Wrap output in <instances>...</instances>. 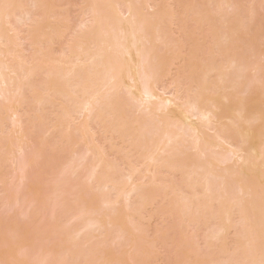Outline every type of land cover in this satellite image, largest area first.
Returning <instances> with one entry per match:
<instances>
[{
    "label": "bare ground",
    "instance_id": "obj_1",
    "mask_svg": "<svg viewBox=\"0 0 264 264\" xmlns=\"http://www.w3.org/2000/svg\"><path fill=\"white\" fill-rule=\"evenodd\" d=\"M14 1H16L17 12H18V10L25 8L26 2H22V0H9V3L14 2ZM44 1H48V0H34L33 4H34V6H40V4L43 3ZM176 1L178 2V6H180V1L179 0H176ZM261 1H263L262 5L264 6V0H260V3H261ZM6 6H7V8H5ZM6 6L3 7V10L0 13V29L3 28V30H4L3 26L8 24V27L10 28L9 32H12L14 34H12V36H9V35H6L4 31L0 30V56H1L2 62L4 61L3 58H5V55L10 56L11 54H14L16 52L15 50L18 48L17 47V45H18L17 41L20 40L19 36H20V38H22L21 40L24 39V37H21V35L19 34V27L18 26H20V23L17 26L16 22H14V26H13L12 20H14V18H16V16H14V13H16V10H15V12H11L10 9L8 8V6L10 7V4L7 3ZM139 6H145V7L147 6L148 9H151L153 12L148 13V14H142L138 10ZM256 7H257L256 4L254 5V7H251L249 4L246 5V1H244V0H208V5L206 6L205 10H200L198 13L196 12L197 16L195 13L194 17H197L195 21L199 27H201V28L206 27L209 30V35L212 38L213 44L211 46H209L210 49H209V52L207 53L205 48H203L204 42L207 41V36L202 37V36H200L201 34L199 36H196L193 39V47H192V50L190 52V54H191L190 59L188 60V63L186 65H183V67L186 71V74H187L184 77V79L187 83V86L183 87L181 85V81L178 80L174 84H172V86L164 88L165 90H162V92H160L158 90L160 79L162 77H169L170 76L172 65L174 64V62L176 60H179L181 58L179 50L181 49L182 44L180 42L175 43V42H172L171 40H169L167 38V32H166V28L170 26V23H172V24H173V22L175 23L176 18H177V16H176L177 13H174L171 10L172 8L171 9L167 8L168 10H166L163 7H162V9L159 8V6L155 2V0H90V5L87 8V10L84 12V14L87 16V20L82 23V28L86 32L85 36H82V35L81 36H78V35L75 36L74 38H77V40L80 39V41L75 42L74 45H72V43H71V45L69 43H67V45H69V46H67V48H61V50L62 49L63 50H62L61 54H59L57 56L56 55L52 56L51 51L46 52L47 51L46 50L45 51L46 53L44 51H41V54H42L41 56H44L45 58H47V60L50 63H52L51 65L52 66L54 65L53 66L54 69H58V67L56 68V66L65 67V68H63L64 69L63 73H60V71H55L50 76L52 79H56L59 82L60 81L62 82L67 77H71V76L75 77L77 72H79V70L81 68L85 67L86 64L89 66L88 70L85 73L84 81L82 83L78 82V83L74 84L76 86V88L74 86H72V83H73L72 80H70L71 82L70 81H68V82L63 81L65 84L64 90L66 91V94L68 93L69 96H71V94H72V96H75V94H77L78 91H80L79 95L80 94L83 95L82 97L80 95V97H81L80 102L82 101L81 105H80V108H82V110H81L82 113L80 112V114H82V116L85 119L84 122L86 121V123H84L82 121V123H79L81 125H78V126H81V127H79L81 129H77L78 126L76 127V129L78 131H80V130L85 131L84 135H85V133H86V135H90V134H88V132H90L89 129H91V128H89V127L91 125L90 126H89V124L87 125V122L88 121L91 122L90 121L91 118L93 120V115L96 114L95 113L96 111L99 110L100 112L98 111V113H100V115H101L100 116L98 114L97 121H99V120L103 121L104 120V113H103V110H101V108H102L101 103L104 101V104L107 105L108 109L110 110L109 112H111L110 116H109V119L111 120V124H110L109 128H111V131L113 130L114 132H117L116 127L118 128L119 125H120L119 129L121 130V128H123V126L126 123L131 122L133 124V126H132V134H133L132 137H133V139L131 137L132 143H130L131 144L130 147H133V148H131V150H135L137 153L139 151H141V152H139L140 156L142 155L141 161L143 164L141 163L142 164L141 166L145 167V165H148V166H146L148 168L146 170L149 171L150 174H151V172L149 170L150 167L153 168L152 164H154V166H155V164H157V163L158 164L156 166H158V168H159V165L160 166L163 165L164 167L167 168V170L170 169L172 171L171 173H174V171L179 169V166L181 164H184L182 162H181V164H179L180 163L179 159L182 158L183 156H184V158L186 157V155H184V154H187V156H189V158H190L188 149L186 150V148H185L187 153L185 150L182 149L184 147L183 146L184 143L187 142L191 145V146L190 145L189 146L192 148V150H195V152H196L195 157L196 156H197V158L199 157L197 162L202 163V164L196 165L195 160L192 162L189 160L191 163H189L187 165L186 162L188 160H186V159H188V158H186V159H184V160H186V162H185L186 164H184L186 166L183 167L186 169H183V170H185L184 174L187 175V177L185 176V178H187L186 183L191 185L192 188L191 187L190 188L193 189V192L197 187H201V189L204 190V192H203V190H201L202 191L201 193L203 195L201 193H199V194L197 193V192H199L198 188H197L198 191L195 192L196 198H197V196H199L198 199H195V200H197V203L195 202L196 207L197 208L201 207L202 208L201 210L207 211V210L212 209L211 208L212 204L214 205L215 203H218V204L220 203L219 205L221 206L220 207L221 213L219 214L220 218L217 217L218 215L216 216L217 218L221 219L220 228H217V230H219V231L217 232V230L215 229L216 232L213 231L215 234H213L210 237H209V235L208 236L206 235L205 239L206 240H209L207 238H210L212 240L214 239L212 242L215 241L216 245H217V242L221 243V244L218 243V245L220 247L217 246V248L218 249L221 248L222 251L219 250L217 253L220 255V253L223 252L226 254V256H228L227 254H229V253H233L234 257L231 256L233 258L232 259L233 261H234V259H236L238 257L240 258V255H241L240 254L238 257H236V255H238V254L235 255V253H237L236 251H241L243 254V257L241 255V257L243 258L242 259L243 262L241 260L237 261V262L236 261L233 262L232 260L231 261L226 260L227 261L226 262L224 258H220L221 259L220 261H222V259H224L223 261H225V263L221 262L222 264H264V23L260 24V29L257 31L258 33L252 32V27L255 25V23L259 17L258 14L255 12ZM126 15H127V17H125ZM12 17H13V19H12ZM28 20H32V19L28 17L27 20L22 22V24L24 25L25 22H27ZM19 22H21V20ZM60 22H61L60 23L61 27L58 26L59 28L57 27L52 31V35H54V36L50 37V40L53 41V42H50L52 45H54L53 43L57 44L58 41H59L58 43H60V41L63 42V40H65V38H66V36H64V35L68 34V32L70 30V27H69L70 25H69L67 19L63 18L62 20H60ZM150 26L154 27L153 30L149 29ZM50 28L51 27L49 25H47V27H44V29H50ZM17 29H18V31H17ZM25 38L27 39L28 37H25ZM26 39H24V40H26ZM165 39H167V40L164 41ZM28 40H29V38H28ZM54 40L56 42H54ZM159 41H161L163 43V46L166 50L165 54L163 56H160V57L158 56L156 49L151 46L152 44L157 43ZM62 42H61V44H62ZM97 42L99 43V45L97 44V47L95 48V50H93L91 43L96 45ZM20 44H21V42H20ZM63 44L66 47V42H64ZM30 46L32 47L31 43H30ZM5 53H8V54H5ZM3 55H4V57H3ZM222 56L225 57L226 64L219 65V64H217V62L216 63L214 62V60L217 57H222ZM1 60H0V62H1ZM4 63H6V61L3 62V64ZM90 64H91V67H90ZM2 65H0V96L4 95L3 93H5V89L9 90L11 88V86L13 85V83H11V82H13V80L11 79L13 77H11V74L9 72L13 71V73L16 75L15 69L14 70L12 69V71H11V69H10L11 66H8V64L7 65L5 64L7 67H9L7 69L5 68V65H3L5 71L7 70L6 72H8V73H6L4 71V74H3L2 70H4V69H2ZM35 68H37V67H35ZM35 68L30 69L32 73H34ZM8 69H10V71ZM31 72H29V73L26 72V74L27 75L29 74V76H32L33 74ZM30 73H31V75H30ZM7 74H9V77H6ZM26 77L28 79V76H26ZM76 79L77 78L75 77V80ZM9 80H10V82H9ZM27 81H29V79ZM69 82L71 83V86H68L69 91L71 90V89H69V87H71L73 90L75 88V90H76L77 87H79L81 85L79 87L80 90H78V89H77V91L74 90L75 91L74 94H73L74 91L71 93L72 90L69 92L67 90V85H69ZM74 83H75V81H74ZM9 84H10V88H8ZM26 84H27V86L29 85L28 82ZM22 85H25V84L24 83L20 84L21 88H22ZM77 85H79V86H77ZM64 86L61 85L60 87L64 88ZM25 87H26V85H25ZM60 87H59V89H60ZM59 89H57V92H60ZM17 90H18V92H17V94H18L20 91V88H18ZM34 90H36V89H34ZM64 90L62 92H64ZM22 91L20 93H22ZM123 91L130 94V96L132 95L133 99L137 102L138 107L140 108L141 112H147V115L149 117L146 120L148 123L145 121L147 124L144 123L143 121L141 122V120L144 118V115H139V116H136L132 119H129L127 114L124 113L120 109V106H118L120 104H119V102H117L116 97L119 94L121 96L124 93ZM19 95H20V97H23L22 96L23 93H22V95L21 94L17 95V99H16L17 104L20 103L19 101L21 99V98L19 99ZM109 95H114V98L112 97L111 99H109L111 96L107 98V96H109ZM76 96H78V94ZM104 99H108L109 102H107V100H104ZM119 101L121 102L122 100L120 99ZM41 102H44V101H41ZM17 104H16V108L12 109L13 110L12 113H13V116L15 118V122H16V126H17L16 127L17 132L22 137V139L25 141L26 136H25V132H24V126L22 123V118L19 115L20 110H18V109H20L19 107H21V106L18 107ZM20 105H21V103H20ZM14 106H15V104H14ZM61 106H62V104H61ZM61 108H63V107H61ZM62 110H64L63 113L65 115H67L66 118H69L70 120L74 119V118L68 117L70 114L68 113V111L66 109L63 108ZM120 111H122V112H120ZM65 115H63V116H65ZM68 122L67 123L65 122V124H64L65 126L67 124L66 128H68V127L71 128L72 124L76 125V121H73V122L70 121V123H68ZM153 123H155L154 126H153ZM151 124H152V127H151ZM148 125H150L149 128H152V129L147 128ZM76 129H75V131H76ZM65 130H67V129H65ZM71 130H72V128H71ZM91 131H92V129H91ZM93 131H94V129H93ZM209 131L213 132V134H209L208 133ZM95 136H97V135H95ZM86 137H85V139H86ZM85 139H84V141L86 142V140L88 138L86 140ZM180 146H182V147H180ZM96 147H95V149H96V155H95L96 159L95 160H97V163L95 165V169H93L94 172L92 171L93 173L91 175H90V173H91L92 169L90 170L89 176H91V180H95L94 182L97 181L101 185L100 182L101 181L104 182L106 180L103 177L104 173L101 174V170L102 171L104 170V172H105L104 176L108 180L107 183L111 186L108 187V185L106 184V181H105V184L108 187V189L106 188L107 190L104 189L105 190V192H104L105 196L101 192H102L103 188H105L106 186L101 185V187H100V185L98 186L97 182H96L97 186L96 185L94 186L95 183H92V181H91V184H93V186L96 187L97 189L92 188L93 187L92 185H90V186H91L92 190L95 189V191L100 189L97 192L99 195L98 199L99 198L102 199L101 194H102V197L103 196L106 197V193H109L110 188L112 190L111 192H114V193L118 192L117 197L114 198V200H116V201H114L113 198H112L113 201L111 199H109L108 194H107L108 199L107 198L106 199L103 198V199H105L106 201L111 200L112 203L114 202V203L119 205L120 202H118V200L119 201H121V200L118 198L120 196H122V194H124V193L128 194L129 195L128 199H129L130 194H132V193L135 194L134 191L135 190L137 191L139 186H137L135 188L136 183H137L135 181H137L138 177L136 178L135 176H137L136 175L137 173L140 174V172H141V171H139L140 168L133 167L132 168L133 170L129 173V177H127L128 182H131L130 185L134 186V187H130L131 190H130V188L128 189L126 187V186H128L126 184L128 182H124V183L114 182V179H113V181L111 180L112 177H110L111 179L109 180V178H108L109 175L112 174V172L115 173V171H116V165H114L112 162L107 161L108 160V158H106L107 152H106L104 147H97V148ZM89 150L92 151L91 148ZM131 150H130V153H131ZM215 150L217 152L219 151L221 153H217V152H215ZM90 151H88V152H90ZM16 152L17 153L19 152L18 153L19 155L17 153H16L17 155L14 153L15 155L13 154V156L11 158L13 159L12 164L14 163L13 165H18L17 167H19V168H16V169H19V171H18L19 175L22 173V176L20 175V177L24 178V180H31L32 182H35V180L38 177L34 178L35 179L34 181L32 180L33 178L30 176H27L28 179H25L26 175L28 173L25 171L27 173L26 174L24 172V170L27 168L26 167L27 165L30 166L31 164H29L30 161L28 163H24V162L20 163V160L23 161L24 159H26V157L24 155L27 152L24 154V147L22 146ZM213 152H215V153H213ZM27 157L29 158L30 156L27 155ZM28 158L26 159L27 161H28ZM191 158L193 159L194 157H191ZM73 159L74 158H72V161L70 160V162H68V163H71L73 165V163H74L73 161L76 162V159H74V160ZM84 160H86V158H84ZM199 160H201V161H199ZM231 160L232 161L235 160L234 165L233 166L232 165L227 166L228 162H230ZM83 163H81V166L84 167ZM145 163H147V164H145ZM20 164L22 165L23 169L20 168V166H21ZM72 165L70 167V164H69L67 166V168L69 167L70 169H72ZM75 165H76V167L78 166L77 164H75ZM79 166H80V164H79ZM93 167H94V165H93ZM161 167H160V170L162 169ZM82 169L83 168H80L79 170L82 171ZM97 169H100L99 173L101 175H99L97 173L98 172ZM181 169L182 168H180V171H181ZM198 169H199V171H198ZM164 170H166V169H164ZM167 170H166V172H168ZM170 170H169V172H170ZM20 171H22V172L20 173ZM73 171H74V169L71 172H73ZM147 171H145V173L149 174ZM75 172H77L76 169L72 173V175L76 177V174L78 172L76 174H75ZM158 172H156L154 174H157ZM199 172H201V174ZM79 173H81V172H79ZM79 173L77 175H79ZM64 174H66V173H64ZM106 174H107V176H106ZM154 174L152 177H150L153 180H151L148 177L152 181L151 186H153V189H154V186H156L155 188H157V185H158V186H160L158 188L162 187L164 189V186H161V183L164 181H162V182L160 181L161 183L159 181H157V178L154 177ZM29 175H30V173H29ZM62 176H64V175L63 174L59 175L58 180ZM157 176L159 177L158 174H157ZM160 176H162V175H160ZM171 176H173V175H171ZM193 176H195V177H193ZM66 177H68V176H65V178L64 177L63 178L66 179ZM134 177L136 178L135 181H134ZM166 178H169V177L167 176ZM166 178H164V179H166ZM212 178L213 179L218 178L220 180L221 184L220 185L214 184V182H216V181L213 180ZM210 179L213 180L214 182L212 183ZM22 180L23 179H21V181ZM67 180L68 179L64 180V181H66L64 183V185H68L67 188H69L70 183L68 184V182H71V181L70 180L67 181ZM89 180H90V177H89ZM158 180H159V178H158ZM167 180H169V179H167ZM167 180H166V182H168ZM141 181H143V180H141ZM218 181L216 183H220ZM27 182L28 181H26V183ZM37 182H39V181H37ZM54 182L56 184V181H54ZM54 182H52L53 183L52 185L50 184V186H52V189H53V186H55L54 189L59 188L60 185H62V187H63V183L58 184L59 186L57 187V184L54 185ZM57 182H61V181L59 180ZM140 183H138V184H140ZM184 183H185V181H184ZM75 184H76V182L74 181L73 185H75ZM233 184H236L237 187L234 186ZM24 185L27 186V184H23V186ZM70 185H72V183ZM78 185L79 184H76L75 186H77V188H78L80 186V185L79 186ZM162 185H164V184H162ZM170 185H172V183ZM170 185H168V186H170ZM214 185H216V187H219V186L220 187L217 188V190H216V188H214ZM173 186L175 188H177L175 185H173ZM229 186H231V187L234 186L238 189H236L234 191L235 188L233 187L234 189L232 188V192L230 193ZM71 187L75 189V187H73V186H71ZM98 187H99V189H98ZM186 187H189V185L188 186L186 185ZM18 188H20V187H18ZM70 188L66 189L63 187V189H64L63 192H65V190L67 192H68V190L70 191L71 190ZM91 188L88 187V189H90V191H91ZM166 188H167V186H166ZM169 188H167V189H169ZM190 188H189V190H191ZM16 189L13 191L14 195H16L17 193L19 194V192H20L19 190H21V188H20V189H18L19 192L17 191L15 193ZM50 189L51 188H49V187L46 188V190H49L50 192H53L52 194H54V191L52 189L51 190ZM60 189H61V187L59 188V190ZM81 189H82V187H81ZM114 189H115V191H113ZM127 189H128V191H127ZM171 189H172L173 195H174V193L180 192V191H174L173 187ZM86 190L87 189L85 186V191ZM140 190H141V188H140ZM218 190H219V193H217V195L218 194L219 195L217 197L215 192H218ZM237 190L239 193H238V196L235 197V195L237 194ZM74 191H72V192H74ZM155 191H158V190L156 189ZM93 192H91V193H93ZM126 192H128V193H126ZM193 192H191V194ZM24 193H26V191ZM44 193H45L44 195H46L47 192H44ZM61 193H62V191H61ZM83 193L84 192H82V195H83ZM114 193H113V195H114ZM148 193L149 192H147V194ZM151 193L153 194V197H154V193L153 192H151ZM165 193H167V191ZM180 193H177V194H180ZM32 194L33 193H31V195H29V196H31V198H30L31 201H32ZM36 194L38 195V192L35 193L34 195H36ZM76 194H75V196H76ZM78 194H80V193H78ZM88 194H90L89 191H88ZM88 194L86 193V197ZM145 194L146 193L143 194V197ZM14 195H11L13 200L16 199V197ZM27 195H28V193H27ZM73 195H72V197H73V199H75ZM141 195H142V193H141ZM182 195H183V193H182ZM48 196L49 195H47L46 197L49 198ZM63 196L66 197L65 195H63ZM63 196H61L62 198L60 200L64 199ZM68 196L70 197L71 193L69 195H67V198H68ZM84 196L82 198L80 197L81 200L84 199ZM90 196L91 195H88V198ZM110 196H112V195H110ZM180 196H181V194H180ZM183 196H181V197H183ZM190 196L192 197L193 194ZM201 196H203V197H201ZM8 197H9V199H11L9 195H7V199H8ZM20 197L21 196H17V200L21 199ZM94 197H95V195H94ZM126 197H127V195H126ZM137 197L138 196H136V198ZM200 197H201V202L198 201V200H200L199 199ZM44 198H45V196H44ZM44 198H42V201H44ZM56 198H59V197H56ZM96 198H97V196H96ZM134 198L135 197H133V201H134ZM139 198H140V196H139ZM147 198H149V196ZM147 198L144 199V201H140V202H143L144 206H146L145 205L146 203H150V201H149L150 198L149 199H147ZM170 198H171V196H170ZM193 198H195V197H192V199ZM24 199H25V197H22V201L24 203H28L29 197L27 199V202L24 201ZM70 199H71V197H70ZM79 199H78V203L80 201ZM85 199L87 200V198H85ZM92 199H93V197H91V200ZM100 199H99V201H100ZM103 199H102V201H103ZM174 199H172V200L175 203ZM176 199H178V198H176ZM179 199H181V198H179ZM184 199H186V197ZM192 199H189V200H192ZM54 200H55V198H54ZM67 200L68 199H66V201ZM76 200L77 199H75L74 201L71 200V202L75 203ZM2 201L3 202H2L1 207L6 205L5 203H7V204L9 203L8 201L4 202V198ZM22 201L20 203H23ZM31 201H29V202H31ZM37 201H38V199H37ZM37 201H36V204H34V202H33L32 205H30V204H28V205H30L33 209L34 208L37 209L35 206V205H38ZM46 201L41 202L39 200L38 203L39 202L50 203V200H48L47 202ZM58 201H59V199H58ZM66 201H64V202H66ZM88 201L90 202V200H88ZM93 201H96V200L93 199ZM102 201H100V203ZM177 201H179L181 203L183 202L184 204L183 203H182V205L179 204V206H177V208H175V210L180 209L183 206L185 208H187L189 205L192 206L191 204L193 202V201H190L191 203H189L188 200H181V201L177 200ZM51 202H52V200H51ZM61 202L62 201L57 202V204L61 203ZM82 202H83V200H82ZM89 202L86 204H84L85 203L84 202L83 204L86 206V205L90 204ZM109 202L107 204H111V202L110 203ZM125 202H127V201H125ZM151 202H153V201L151 200ZM13 203H15V202H13ZM17 203L19 204V202H17ZM53 203H54V201H53ZM69 203L70 202H68L67 204H69ZM73 203H71V204H73ZM78 203H76V204L78 205ZM81 203L79 205L82 207L83 204H81ZM92 203H94V202H92ZM100 203H99V206H97V208L100 207V205H101ZM103 203L105 204V202H103ZM168 203H170V202H168ZM198 203L200 206L197 205ZM67 204L65 203L62 205V207H61L62 210L64 207L68 208L67 206H69V207H72L73 205H74V207L76 206L75 204H73L72 206L67 205ZM116 204H114L115 207H117ZM150 204L153 205L152 203H150ZM171 204H172V202H171ZM9 205L14 206L15 204L11 203ZM22 205L23 204H20L21 207H22ZM84 205H83V208H85ZM111 205H108V206H111ZM127 205H128V202H127V204H125V206H126V208H130V210H131V208H132L131 204H129L131 207H129ZM143 205H141V206H143ZM173 205H171V206H173ZM213 205H212V207H213ZM20 206H18V209L21 208ZM53 206L54 205H52V207ZM80 206H79V209H81ZM102 206L104 207L105 205H102ZM125 206H124V210L126 211ZM174 206H176V205H174ZM87 207H89V206H87ZM87 207H86V209H81V211H79L80 215H78L79 216L78 219L76 218L77 214H74L76 220L80 221L81 219L85 218L84 219L85 221L82 220L84 222L80 221V224H83L82 227L84 229L86 228V230H87L88 228L91 229V228L97 227V229L95 228V230L100 229V230H98L99 233L102 232L101 230H103L105 228L104 223H105V218L107 216L105 217V215H101V217H103V216L105 217V218L103 217L104 219L103 218L102 219L96 218L97 215L100 217V215L97 214L98 212H96L94 214V215H96V217H94L93 213L95 212V209L91 211L89 209L90 207L89 208H87ZM105 207H107V206H105ZM192 207H190V208H192ZM196 207H194V209ZM214 207H215V205H214ZM9 208H10V206H9ZM55 208H57V207H55ZM61 208H57V209L61 210ZM76 208L78 209V207L76 206L75 208H73V210H75ZM134 208L135 207L132 208L133 212H135V210H137V209L134 210ZM47 209H49L50 212L52 210L51 207L47 208ZM77 209L75 210L76 212H77ZM109 209L111 210V207L110 208L107 207L108 211H109ZM188 209L189 208L186 209L188 212L186 210L185 211H186V213L189 214L190 211ZM194 209L193 210L190 209L191 213H193ZM234 209H237L238 211L236 210L235 212H239V214H240V221L242 222L243 232L241 231V233H242L241 235H240V233H239V235L237 234L238 239H237V237L234 236V239H235V241H237V244H236V248L234 249L235 251L232 250V252H231V250L229 249L228 243H227L228 246L225 243L226 242L225 237L227 236V239H228V235L230 234V231H232V233H234L236 231V229H234V232H233V228H235V223H236V222L234 223V219H235L234 218L235 217ZM44 210H46V209H44ZM44 210H43V212L45 214L46 212ZM71 210H70V208H68L67 211L70 212ZM105 210H104L103 214H106V215H108V217H110L109 218L110 224L114 227H115V225L118 226L119 229L121 226L123 229L126 222H127L126 218L124 219V217H126L127 214L125 216L122 215L121 212H123V210L121 212L117 211L118 208H117V210L115 209V211L112 209V211H114L116 213L114 215H112V213L107 214L108 211L106 212ZM196 210L197 209H195L194 212H196ZM17 211L20 212L19 210H17ZM64 211L67 212L65 209H64ZM178 211H180L182 213V209H180ZM185 211H184L183 215H185ZM5 212H6V210H5ZM12 212L13 211H11L9 213L12 214ZM27 212H28V210H27ZM137 212H138V210L136 211V213ZM209 212H211V211H209ZM2 213L3 212L0 213V215H1L0 217H6V216H3L6 214H2ZM70 213H68V214H70ZM99 213H100V211H99ZM136 213L134 215L138 214V213L137 214ZM163 213H164V211H163ZM181 213H180V215L183 217V215ZM26 214L28 215L29 213H26ZM50 214H52V212ZM100 214H102V209H101ZM206 214L208 216V212ZM211 214H213V213H210V215ZM27 215H26V217H27ZM202 215L203 214H201V213L199 214V212L197 210V212L195 213V216H190V217L187 216V218H190V221L192 223L193 221H196V220L198 221L199 218L201 219V217H204V215L203 216ZM24 216H22L23 220L25 219ZM29 216L30 215H28V217ZM43 216H42V219H45L46 216L44 218H43ZM133 216L131 215L132 219L135 217V216L134 217ZM178 216H179V214H178ZM207 216H205V217H207ZM12 217H13V215H12ZM81 217H83V218H81ZM108 217H107V219H108ZM213 217H215L214 214H213ZM8 218H11V217L8 216ZM79 218H81V219H79ZM51 219H52V217H51ZM205 219L208 220V219H210V217L205 218ZM9 220H11V219H9ZM28 220H29V218L27 219V221ZM185 220L186 219H182V221H185ZM187 220H189V219H187ZM178 221H179L178 223H182V222H180V219ZM15 222H17V221H14V224H15ZM130 222H131V220H130ZM206 222H205V224H206ZM4 223H6V222H4ZM200 223H203V225H204L203 221H201ZM8 224H9V221H8ZM51 224L49 226H51ZM186 224H187V222H186ZM17 226H16V229H17ZM106 226H108V225H106ZM194 226H195V224H194ZM201 226H202V224H201ZM8 227H9V225H8ZM52 227H53V229H51ZM114 227H112V229H114ZM4 228L6 229V227H4ZM51 228L50 229L52 231L54 230V232L51 231L50 234H55L56 233L55 224H53V226H51ZM60 228H57V229H60ZM182 228H183V226H182ZM188 228H189V226L187 227V229ZM19 229H21V228H19ZM46 229L48 230L49 227H47ZM50 229H49V231H50ZM66 229H67V231L64 229V232H66L65 237L67 239V242H66V240L63 239L62 234H60L62 232H60V233L57 232L56 234L58 235V237H57L58 239L61 238V236H62V239L66 242V243H64V241H63V243L67 245L69 242V239H68L69 234H67V232H68L67 227H66ZM80 229H81V227H80ZM135 229H136V227L132 228V230H133L132 233H134ZM7 230H8V228H7ZM9 230L11 231V229H9ZM12 230H15V229L12 227ZM62 230H63V227H62ZM81 230L83 231V229H81ZM81 230H79L80 231L79 233H81L82 235H84L87 231L90 232V234H91V231H89V230H87V231L85 230L86 231L85 233H82ZM95 230L92 229V232H96ZM106 230H110V229H106ZM130 230H131V228H130ZM10 231H8V232H10ZM120 231H121V229H120ZM135 231H137V230H135ZM180 231H182V229ZM193 231H197V229L193 230ZM5 232H7V231H5ZM24 232H25V230H24ZM108 232H105V229H104V233H107L105 235L108 236L109 235ZM110 232H112V231H110ZM116 232H115V234H113V236L116 235L117 233L119 234V232H117V233ZM126 232H124V233L126 234ZM237 232H235V233H237ZM10 233L12 234V231ZM139 233H142V232L139 231ZM181 233L182 232H180V237H181V235H183ZM198 233H199V231H198ZM4 234H6V233H3V234L0 233V236L4 235ZM11 234H8V235L11 236ZM13 234H15V237L14 238L10 237V238H12L13 240L15 239V241H16V238H19V237L22 238V236H23V235L21 236L19 233H15V232ZM102 234H103V232L99 235L101 237H104ZM125 234H123V236ZM195 234H197V233H195ZM111 235H109V236L111 237ZM121 235H122V233H121ZM121 235H118L119 238ZM53 236H56V235H53ZM109 236H108V239L112 243V241H114V239L112 240V238H114V237H112L110 239ZM138 236L139 235L137 234V237ZM197 236H198V234H197ZM197 236L194 235L193 239L197 240L196 239ZM52 237H50V235H49V237L47 236V238H50L49 240L51 243H53L55 240L57 241V239H55L54 237L52 238ZM89 237L91 238L92 236L89 235ZM133 237H131V238H133ZM189 237L186 239V241L184 243L186 244V246L188 245L190 247L191 245H193L194 242H192ZM25 238H27V235H26V237L24 236L23 239H25ZM47 238H46V242H47ZM119 238H116V239H118V241H119L120 240ZM93 239H91L92 242L96 240L94 238V236H93ZM105 239H104V241H107L106 236H105ZM123 239H125L126 241L129 240V239H126L125 237ZM123 239H121V241ZM141 239L142 238H140L139 241H141ZM163 239H164V237H163ZM184 239L182 238V240H184ZM85 240L87 241V239L84 238V240L82 242L86 243ZM22 241L23 240H21L20 243H23ZM72 241H75V240H72ZM109 241L105 242L106 247H107V243ZM118 241L116 240V242H118ZM152 241L155 242V240H152ZM235 241L233 240L232 245L234 244ZM0 242H1L0 245L4 244L6 242L4 245H2L4 247V248L2 247L3 250H5V248H8V250H11L13 252L15 249L16 250H21L22 248L27 249L26 246H23V245H22L23 246L22 248L18 249L17 246H19V242H15V243H12V241H10V243L7 241H5L4 243H2L3 241H0ZM46 242L43 241L44 244ZM43 243H41V244L43 245ZM48 243L49 242L46 243L47 246H50L51 243H50V245ZM109 243H108V247H111L112 244H109ZM120 243L121 242H119V244ZM124 243L125 244L131 243V241L130 242H124ZM209 243L211 244V242H209ZM64 244H62V245H64ZM72 244L73 243H71V245ZM93 244L95 245V247L97 245H100V244L91 243V244H88V246H91ZM103 244L104 243H102V245ZM139 244L140 243L138 242V244H136L135 247H138ZM142 244H140V245H142ZM147 244H148V242H147ZM180 244H182V243H180ZM212 244L214 245V243H212ZM62 245H61V247H62ZM75 245H77V244H75ZM75 245H72L73 248L76 247ZM81 245L82 244H80L79 246L82 249H84V251H85V248H83L84 245L83 246H81ZM128 245H127V247H128ZM140 245H139V247H140ZM149 245H152V244L149 243ZM164 245H165V243H164ZM88 246H86L87 247L86 249H88ZM112 246H114V245H112ZM120 246H122V245H120ZM195 246H196V244H195ZM69 247H67L68 248L67 251L69 252V254H71L73 250L71 249V247L70 248ZM95 247H93L94 249L91 250L92 252H90V250H89L90 247H89L88 252H90V253H88L86 259L84 257H82L83 260H82V258H80V260L77 259L78 262H80V261L84 262L85 260H87L89 263L87 261H85V263H88V264H91L90 262L96 263L94 256H93V252L95 253L98 248H95ZM106 247L103 250L104 263L105 264L114 263V261H115L114 254L116 252L113 251L114 252L113 253L111 250L108 249V247L106 249ZM115 247L116 246H114V248ZM131 247H133V246H131ZM230 247H231V245H230ZM233 247H235V246L233 245ZM51 248L54 249L55 247L53 248V246L52 247L50 246V250H52ZM207 248H208V250H206V254L208 256L206 254L203 255L204 253L201 255L200 252H201L202 248L200 249V252H199V250H195V249L192 250L191 249L192 251H190V250H188V248L187 249L185 248L186 251L184 250V254H182V256L184 255V262H186L185 260L187 259L186 264H219L220 262L219 263L215 262V261H218L217 259L214 260L215 256L212 255L213 251L211 253L210 252L207 253V251H209V249H210V246H207ZM214 248L216 250V246H214ZM59 249H61L60 244H59ZM70 249L72 250L71 252H70ZM102 249H100L99 251L101 252ZM197 249H199V248H197ZM228 249L230 252L228 251ZM74 250H76V249H74ZM112 250H114V249H112ZM134 250H135V248H134ZM25 251L26 250H22L21 252L19 251L21 259L18 260V262H17L18 264H30L32 262V259L34 258V256H32L33 258L30 257L31 253L27 252V251H30V249L27 250L26 252ZM44 251H45V253L47 252L46 249H44ZM55 251H54V253H52L53 251L47 252L48 254L44 255V257H42V261L39 263L40 264H53V262H52L53 260H51L52 256H53V258L54 257L56 258V255H57V258H58V254H59L58 251H57L58 254H56L57 252L55 253ZM67 251H66V253H67ZM99 251H97V252H99ZM202 251H204V250H202ZM153 252H154V250H153ZM241 252H238V253H241ZM73 253L71 254V256H69V255H66L65 252L63 253V251H62L60 253L61 255L59 254L60 258L56 259V260H58L57 264H68V261H70L69 260L70 257L76 258V256H77L76 255L77 251H76L75 255ZM81 253L83 254V251ZM96 253H95V255H97ZM128 253H129V251H128ZM217 253L214 252L213 254L218 255ZM62 254H65L66 257H63ZM85 254H86V251L84 252V256H86ZM225 254L222 256H225ZM116 255H118V254H116ZM218 256H216V258ZM101 257H102V255H101ZM149 257H150V255H149ZM231 257H229V260L231 259ZM77 258H78V256H77ZM96 258L98 259L99 257H96ZM132 259H133V257H132ZM50 260L52 263H50ZM74 261H73L74 263L77 262L76 259ZM97 261H100V260L98 259ZM120 261H122V260L120 259L118 261V264H122ZM83 262H82V264H83ZM133 262H135V261H133ZM180 262H181V260H179V263ZM184 262H182V263H184ZM97 263H99V262H97ZM128 263H126V264H128ZM100 264H101V262H100ZM123 264H124V262H123Z\"/></svg>",
    "mask_w": 264,
    "mask_h": 264
},
{
    "label": "rangeland",
    "instance_id": "obj_2",
    "mask_svg": "<svg viewBox=\"0 0 264 264\" xmlns=\"http://www.w3.org/2000/svg\"><path fill=\"white\" fill-rule=\"evenodd\" d=\"M33 1L34 0H22V2H26L25 3L26 6H25V8H23L21 10H18V12H17L16 1L9 3V0H0V13L3 10V7H5L7 5V3L10 4V7L8 6L10 11L11 12H15V10H16V13H14V16H16L17 19L14 18V20H12L13 26H14V22H16L17 26L20 23V26H18L19 27V34L21 35V37H24V39H26L25 37L29 38V40L27 38L26 40L23 39L24 40L23 41V40H21L22 38H20V36H19L20 40L17 41L19 46L17 45L18 48L15 50L16 52L14 54H11L10 56L9 55H7V56L5 55V58H3L4 55L2 57L3 60H4L3 62L6 61V63L3 64L2 60H1V56H0V60H1L0 65H2V64L3 65H5V64L7 65L8 64V66H11V68H10L11 71H12V69L13 70L15 69V73H16V75H15L13 73V71L9 72L11 74V77H13V78H11L13 80V82H11V83H13V85L10 83L12 85L11 88H10V84H9L8 88H10V89L9 90L5 89V93H3L4 95L0 96V213L3 212L2 214H6V215H3V216H6V217H0L1 218L0 219V223L3 221L1 223L2 225L0 224V233H2V234L6 233V234L0 236V241H3L2 243H4L5 241H7L9 243H10V241H12V243L19 242V246H17L18 249L22 248L23 246H26V248H27V249L22 248L21 250H16L15 249L13 252L11 250H8V248H5V250H3L2 249V247H3L2 245H4L6 243L5 242L4 244L0 245L1 246L0 247V264H18L17 263L18 260L21 259L20 252L22 250H26L27 251L29 249H30V251H27V252L31 253L30 257L34 256V258L32 257L33 259H32V262L30 264H37V263L40 264L39 262L42 261V257H44V255L48 254L47 252L53 251L52 253H54L55 250H56L55 253L58 251L59 254H60L63 251V253L65 252V254L69 255V256H71V254L74 251L75 252L73 254L75 255V253L77 251L76 255L78 256V258H77V256H76V258L75 257L74 258L70 257L69 258L70 261L67 260L68 264L69 263L71 264L75 259H76L77 262L74 263L75 262L74 261L72 264H78V263L82 264L83 261L82 262L80 261L81 262L80 263V262H78L77 259L80 260V258H82V257H84L86 259L88 253L92 252L91 250L94 249L93 247H95L94 244L91 245V246H88V244H91V243L100 244V245H97L98 247L97 246L95 247V248H98L97 250L95 249L96 252L104 247L101 250L102 253L100 251L97 252V253L95 252L97 254V255H95V253L93 252V256H94V259H95L96 263L99 262L97 264H100V262H101V264H103L104 263L103 250L106 247V245H105L106 243L105 242L109 241L108 236L111 235V234L112 235H111V237L109 236V238L111 239L112 237H114V238H112V240L114 239V241H112V243H111V241H109L110 243L109 242L108 243L112 244V245H114L116 247L114 248V246H112V245H111V247H108V243H107V247L112 252L113 251L116 252L114 254V256H115L114 263L115 264H118V261L120 259L122 260V261H120L122 264H123V262H124V264H126L128 262H129L128 264H134V263L135 264H175V263L176 264H180V263L181 264H186L187 259L185 260L186 262H184V255L182 256V254H184V250L186 251V249L188 248V250H190V251L195 249V250H199V252H200V249L202 248V250H204V251L201 250L200 253H201V255L203 253H204L203 255H205L206 254V250H208L207 246H210V249H209V251H207V253L208 252L211 253L213 251L212 255L215 256V259L214 258L213 259L214 260H216V259L218 260V261H215V262H217V263L220 262L219 264H222L221 262L225 263L226 260L227 261H231L233 259L232 257H234L233 256L234 254L233 253H229L230 252L229 249L232 252V250H234L236 248V244H237V241H235L234 236L237 237V239H238L239 233L241 235L242 234L241 231L243 232V230H242L243 229L242 222L240 221V214H239V212H235L237 209H234V212H235L234 213L235 214L234 223L235 222L236 223H235V228H233V232H234V229H236L235 232H237V231L238 232L237 233H235V232L232 233V231H230V234L228 235V239H227V236L225 237L226 238V242L225 243H226V245H227V243L229 245V249H228V251H229L228 253L229 254H227L228 256H226L225 253H223V252L220 253L222 251L221 248H219V249L217 248V246H219L218 245L219 242H217V245H216L215 241L212 242L214 239L212 240L210 238H207L210 241L205 239L206 235L207 236L209 235V237H210L213 234H215L214 233V232H216L215 229L217 230V228H220V225H221V222H220L221 219H219L220 218L219 214L221 213V210H220L221 206L219 205L220 203L219 204L215 203L214 204L215 207L212 204L213 205V207L211 205L212 209L210 208L211 210H207V211L201 210L202 209L201 207L197 208L196 207L197 200H195V199H198L199 196H197V198H196L195 192H197L199 190V192H197L199 194V193L202 192L201 190H203V189H201V187H197L198 190L196 188L194 190V192H193V189H191L192 188L191 185L186 183L187 182V178H185V176L187 177V175L184 174L185 170H183V169H186V168H183L186 165H184V164L187 163V165H188L189 163H191L194 160H195L196 165H201L202 164V163L197 162L199 157L198 158H197V156L195 157V153L196 152H195V150H192V148L190 147L191 145L189 143L185 142L186 144L184 143V145H183L184 147L182 149L183 150H185V148H186V150L188 149L190 158H189V156H187V154H184V155H186V157L184 158V156H183L182 158L179 159V161H180L179 164H181V162L184 163V164H181L179 166L178 170L174 171V173H171L172 171L170 169L167 170V168L164 167L163 165H161L162 167L159 165V168H158V166H156L158 164L157 163V164H155V166H154V164H152L153 168L155 167L154 169L150 167V169H149L150 172H151V174H150L149 171L146 170V169H148L146 167L148 165H145V167L141 166L143 164L142 161H141V159H142L141 156L142 155L140 156V153H139L141 151H139L137 153L135 150H131V148H133V147H130V145H131L130 143H132L131 142L132 141L131 137L133 135L132 134V126H133V124L131 122L130 123H126L127 125L125 124L123 126V128H121V130L119 129L120 125L118 124L119 125V126L117 125L118 128L116 127V131L117 132H114L113 130L111 131V128H109V126L111 124V120L109 119V116H110L111 112H109L110 110L108 109L107 105L104 104V101L101 103V105H102L101 106L102 107L101 110H103V113H104V120L100 121L98 119L99 121H97L98 114L100 115V113H98V111H99L98 110V111L95 112L96 113V114H94L95 116L93 115V120L91 118L90 119L91 122H89V121H88L89 123L87 122V125L89 124V126L90 125L92 126V127L88 126L89 128L92 129V131H91V129H89L90 132H88V134H90L91 136L90 135H86V133L84 135L85 131H81V130L78 131L77 130V129H81V128H79L81 126H78V125H81L79 123H82V121L84 122V120H85L84 117L82 116V114H80V112L82 113V111H81L82 108H80V105H81L82 101L80 102V100H81L80 98L83 95L80 94L81 95V97H80V95H79L80 91H78V93L76 92L78 94V96H76L77 94H75V96H72V94H71V96H69L68 93L66 94V91L64 90L65 89L64 82L65 81L68 82V81L72 80L73 81L72 86H74L76 88V86L74 84H76L78 82L82 83L84 81L85 73L88 70L89 66L86 64L85 67L81 68L79 70V72H77V74L75 75V77L77 78L76 80H75L74 76L73 77L71 76V77H67L68 79L65 78V80H63L64 82L63 81L59 82L56 79H52L50 76L55 71H60V73H63L64 72L63 68H65V67L56 66V68L58 67V69H54L53 68L54 65L52 66L51 65L52 63H50L47 60V58H45L44 56H41L42 55L41 51H44V52L46 50H47L46 52L51 51L52 56H54V55L57 56V55L61 54V52L63 50V49L61 50V48H67V46H69V45H67V43H69L70 45L72 43V45H74L75 42H79L80 41V39L77 40V38H74L75 36H77V35L78 36H81V35L85 36L86 32L82 28V23L87 20V16L84 14V12L89 7L90 0H48V1H44L43 3H41L40 6H34ZM179 1H180V6H178V2L176 0H155V2L158 4L159 8L162 9V7H163L166 10H168L167 8H169V9L172 8L171 10L174 13H177L176 14L177 18H176L175 23L174 22H173V24L170 23V26L166 28V32H167V38L169 40H171L172 42H175V43L176 42H180L182 44V47L179 50L181 58L179 60H176L174 62V64L172 65L170 76L169 77H162L160 79L159 86H158V90L160 92H162V90H165L164 88L172 86V84H174L178 80L181 81V85L183 87L187 86V83H186V81L184 79V77L187 74H186V71H185L183 65H186L188 63V60L190 59V55H191L190 52H191L192 47H193V39L196 36H199L200 34H201L200 36H202V37L207 36V41L204 42V44H203V48H205L207 53L209 52V49H210L209 46H211L213 44L212 38L209 35V30L206 27H202V28L199 27L198 24H196V21H195L197 17H194L196 12L198 13L200 10H205L206 6L208 5V0H179ZM244 1H246V5L249 4L251 7H254L255 4L257 5V7L255 8V12L258 14L259 17H258V20H257L258 22L256 21L255 25L252 27V32L253 33H258L257 31L260 29V24L264 23V6L262 5L263 1H261V3H260V0H244ZM5 8H7V6ZM138 10L142 14H148V13H152L153 12L151 9H148L147 6L146 7L145 6H139ZM197 13H196V16H197ZM13 17H12V19H13ZM28 17L31 18L32 20H28L23 25L22 22L27 20ZM125 17H127V15ZM63 18L68 20V23L70 25L69 26L70 30H69L68 34L64 35V36H66V38L64 37L65 40H63V42L60 41V43H58L59 42L58 41L57 44L53 43L54 45H52L50 43V42H53V41L50 40V37L54 36V35H52V31L55 28H57L58 26L61 27L60 20H62ZM19 19L21 20V22H19L20 21ZM47 25H49L51 28L50 29H44V27H47ZM3 27H4V30H3V28H1L0 30L4 31L6 35L12 36V34H14L12 32H9L10 28L8 27V24L4 25ZM153 28L154 27H152V26L149 27L150 30H153ZM17 31H18V29H17ZM166 40L167 39H165L164 41H166ZM19 41L21 42V44H20ZM54 42H56V41L54 40ZM61 42H62V44H61ZM64 42H66V47L63 44ZM30 43H31L32 47L30 46ZM97 44L99 45L98 42L96 43V45L91 43L93 50H95V48L97 47ZM151 46L156 49V52L158 53L159 57L163 56L165 54V52H166V50H165V48L163 46V43L161 41H159L157 43H154ZM5 54H8V53H5ZM214 62L215 63L217 62V64H219V65H224V64H226V59L223 56L222 57H217L214 60ZM3 65H2V69H4ZM6 65H5V68L6 69L9 68ZM35 67H37V68H35ZM90 67H91V64H90ZM32 68H35L34 69L35 70L34 71L35 74L31 72L30 69H32ZM10 69H8V70L10 71ZM2 71H3V74H4L5 69L2 70ZM26 72L27 73L31 72L33 75L29 76V74L27 75ZM6 73H8V72H6ZM31 73H30V75H31ZM7 75H6V77H9V74H7ZM26 76H28L29 81H27L28 79H27ZM10 80H9V82H10ZM26 81L29 84L28 86L26 84L27 83ZM74 81H75V83H74ZM70 82H69V85H67L68 83L66 84L67 85V90H68V86H71ZM23 83L26 85V87H25V85H22V88H21L20 84H23ZM61 85L64 86V88H61L60 87ZM77 86H79V85H77ZM59 87H60V89H59ZM79 87H77L78 90H80ZM18 88H20V91H19L18 94L22 95V93H23V95H22L23 97H20V95H19V99L21 98L20 101H19L21 103V105H20V103L19 104L16 103L17 102L16 99H17V95H18L17 94V92H18L17 89ZM75 88H74V90H75ZM34 89H36V90H34ZM57 89H59L61 93L57 92ZM69 89L72 90V91L70 90L71 93L74 91L71 87H69ZM77 89L75 91H77ZM63 90H64V92H62ZM21 91H22V93H20ZM75 91L73 92V94L75 93ZM123 92L124 93L121 96L119 94L117 96L118 98L116 97L117 102H119V104H120V105H118V106H120V109L124 113L127 114L129 119H132V118H134L136 116H139V115H144V118L141 120V122L143 121L144 123H146L147 122L146 120L149 118L148 115H147V112H141L140 108L138 107L137 102L133 99L132 95L130 96V94H128L127 92H125V91H123ZM108 97H110L109 99H111L112 97L114 98V95H109V96H107V98ZM120 99L122 100L121 102L119 101ZM104 100H107V102H109L108 99H104ZM39 101L40 102L44 101V102L40 103ZM14 104H15V106H14ZM16 104H17L18 107L21 106V107H19L20 109H18V110H20V112H19L20 114L19 115L22 118V123H23V126H24V132H25V136H26L25 141L22 139V137L17 132V128H16L17 126H16L15 118H14L13 113H12L13 112L12 109L16 108ZM61 104H62V106H61ZM61 107H63L64 109H66L68 111V113L70 114L68 117H71V118H74V119L70 120L69 118H66L67 115H65L63 113L64 110H62L63 108H61ZM122 111H120V112H122ZM63 115H65V116H63ZM72 120L76 121V125L72 124V126H71L72 130H71L70 127L66 128L67 124H66V126L64 124H65V122L67 123L68 121H69L68 123H70V121L73 122ZM84 123H86V121ZM154 124L155 123H153V126H154ZM76 127H77V129H76ZM149 127H150V125H148L147 128H149ZM151 127H152V124H151ZM65 129H67V130H65ZM75 129H76V131H75ZM93 129H94V131H93ZM149 129H152V128H149ZM208 133L209 134H213V132H210V131ZM95 135H97V136H95ZM85 137H86V139L87 138L88 139L86 140ZM84 139L86 140V142L84 141ZM132 139H133V137H132ZM20 146L24 147V154L27 152L25 155L23 154L26 157V159L28 158L27 155L30 156L29 157L30 159L28 158V161L26 159H24L23 161L20 160V163H23V162L24 163H28L29 161L31 162V163L29 162V164H31V165L30 166L27 165L26 166L27 168L24 170V172L26 171L28 173L27 174L25 172L27 174L25 179H28L27 176H30V177L33 178V179L32 178L31 179L34 181L35 180L34 178L38 177L35 180V182H32L31 180H24V178H21L20 175L22 176L21 172L23 170L20 171L21 174L19 175V172H18L19 169H16V168H19V167H17L18 165H13L14 163L12 164L13 159L11 157L13 156L14 153L15 154L17 153L16 151L21 148ZM96 146L97 147H104L106 152H107V156H106V158H108L107 161L108 162H112L114 165H116V171H115V173L112 172V174L109 175V177H108L109 180L111 179L110 177H112L111 180L113 181V179H114V182H119V183L128 182L127 177H129V173L133 170L132 168L133 167L140 168L139 169V171H141L140 174L137 173L136 174L137 176H135L136 178L138 177L137 181H135L136 178L134 177V181L137 182L135 188L137 186H139L137 191L136 190L134 191L136 195L134 193H132V194H130V197L128 199V196H129L128 194H125V193L122 194V196H120L118 198V199L121 200V201L118 200V202H120L119 205L114 203V202L112 203L114 198L117 197V193L118 192H115V193L111 192L112 191L111 188H110L109 193H106V197H104L105 196V193H104L105 190L104 189H106V188L108 189V187L111 186V185H109L107 183L108 180L104 176V174H105L104 170L103 171L101 170V174L104 173L103 177H104V179H106L105 181H106V184L108 185V187L105 184V181L104 182H102V181L100 182L101 185L106 186L105 188L102 187L104 191L102 190L101 193H103L104 196L102 197V194H101V198L102 199L103 198H105V199L107 198L108 199V197H107V194H108L109 195V199L112 200V198H113L112 201L109 200L113 206L111 204H107L109 201H106L105 199H103V201H102V199L99 198L100 201H102L100 203V201L98 199L99 195L97 193L100 189L98 187L99 190L95 191V189H97V188L94 187L97 183H98V186L100 184L97 181H96L97 183L94 182L95 180H91V176H89L90 170L92 169L91 173H90V175H91L94 172L93 169H95V165L97 163V160H95L96 159L95 158L96 157L95 156L96 155V149H95ZM180 147H182V146H180ZM90 148L92 149V151L89 150ZM130 150H131V153H130ZM88 151H90V152H88ZM215 152H217V151L215 150ZM215 152H213V153H215ZM186 153H187V151H186ZM217 153H221V152L218 151ZM191 157H194L195 159L194 158L192 159ZM72 158L76 159V162L73 161L74 162L73 165L71 163H68V162H70V160L72 161ZM84 158H86V160H84ZM186 158H188V159H186ZM184 159H186L188 161L186 162V160H184ZM199 161H201V160H199ZM78 163L80 164V166H79ZM81 163L84 164V167L81 166ZM234 163H235V160H233V161L231 160L230 162H228L227 166H231V165L233 166ZM69 164H70V167L72 165V169H70L69 167L67 168V166ZM75 164L78 165L77 166L78 168L76 167ZM145 164H147V163H145ZM93 165H94V167H93ZM79 167L83 168L82 171L79 170L80 169ZM160 167L162 168L161 170H160ZM20 168H22V165L20 166ZM180 168H182L181 171L183 173L180 171ZM73 169H74V171L76 169L78 173L79 172H81V173H79V175H77L78 173L75 172V174L77 173L76 177H75V176L72 175V173L74 171L71 172ZM164 169H166L168 172H166V170H164ZM169 170H170V172H169ZM97 171H98L97 173L99 175H101L99 173L100 169H97ZM145 171H147L150 175L146 174ZM155 171L158 172L157 174L159 175V177L157 176V174H154V173H156ZM198 171H199V169H198ZM63 172L66 173V174H64ZM29 173H30V175H29ZM199 173L201 174V172H199ZM61 174H63L64 176L60 177L59 180L61 182H57V181H59L58 178H59V175H61ZM153 174H154V177L157 178V181H159V182L160 181L161 182L164 181L166 183L165 184L164 182H162V183L160 182L161 186H164V189L162 187L158 188V187H160L158 185H157V188H155L156 186H154V189H153V186H151V182H152L151 180H153V179L150 178V177L153 176ZM160 175H162V176H160ZM171 175H173V176H171ZM65 176H68V177H66V179H68L67 181H69V180L71 181V182H68V184L72 183V185L69 184L70 187L73 186L76 189L77 188V186H75L76 184H79L80 186L78 185L79 187L76 190L74 188H72V187L71 188L69 187L71 189L70 191L68 190L69 193L66 190H65V192H63L64 191L63 187L66 188V189H69V188H67L68 185H64V183L66 182V181H64V180H66V179H64ZM106 176H107V174H106ZM165 176L166 177L168 176L169 178H166ZM89 177H90V180H89ZM193 177H195V176H193ZM158 178H159V180H158ZM164 178H166V179H164ZM21 179H23L24 181L23 180L21 181ZM167 179H169V180H167ZM141 180H143V181H141ZM166 180L169 183L166 182ZM213 180H215L217 182L219 179L218 178H214ZM213 180H211L212 183L214 182ZM26 181H28V182L26 183ZM37 181H39L40 183L37 182ZM54 181H56L57 187L59 186L58 184H60V183L62 184L63 183V187H62V185L59 186V188L61 187L62 190L61 189L59 190V188H57V189L55 188L54 189L55 186H53V189H52V186H50V184L52 185L53 184L52 182H54ZM74 181L76 182L75 185H73ZM91 181H92V183H95L94 186H93V184H91ZM184 181H185V183H184ZM216 182H214V184H218V185L221 184L220 180L218 181L220 183H216ZM128 183H126L128 185V186H126L128 189L130 187H134V186L130 185L131 182H128ZM138 183H140V184H138ZM171 183H172V185H170ZM23 184H27V186L26 185L23 186ZM56 184L54 182V185H56ZM162 184H164V185H162ZM90 185H92L93 186L92 188H95V189L92 190ZM101 185H100V187H101ZM168 185H170V186H168ZM173 185H175L177 188H175ZM186 185L187 186L189 185V187H186ZM233 185L236 186V184H233ZM85 186H86V189H87L86 191H85ZM166 186H167V188L170 187L169 189L171 191L169 189H167ZM231 186H229L230 193L232 192V188L234 187V186L233 187H231ZM18 187L21 188V190H19L20 192L18 191V189H20ZM48 187L51 188L54 191V194H52L53 192H50L49 190H46V188H48ZM81 187H82V189H81ZM88 187L91 188V191H90V189H88ZM172 187L174 188L173 189L174 191H180L181 193L180 192H177V193H180L181 196L184 195L186 197V199H184L185 198L184 196L181 197L180 194H177V193H174V195H173L172 189H171ZM219 187H216V185H214V188H216V190ZM236 187H234L235 189L233 188L234 191L236 189H238ZM140 188H141V190H140ZM189 188L191 190H189ZM15 189H16L15 193L17 191L19 192V194L17 193L16 195L17 196H21L20 197L21 199H19V200H17V196L14 195L13 191ZM128 189H127V191H128ZM156 189L158 191H155ZM130 190H131V188H130ZM165 190L167 191L168 194L165 193L166 192ZM21 191L23 193L26 191V193L23 194ZM61 191H62V193H61ZM72 191H74V192H72ZM88 191H89L90 194H88ZM113 191H115V189ZM37 192H38V195L37 194L34 195ZM44 192H47L46 195H44L45 194ZM82 192H84L83 195H82ZM91 192H93V193H91ZM143 192L146 193L145 194L146 196L144 195V197H143V194H144ZM147 192H149V193L147 194ZM151 192L154 193V197H153V194ZM191 192H193L192 193L193 194L192 197H195V198H193L195 201L190 196V195H192ZM203 192H204V190H203ZM27 193H28V195H27ZM31 193H33L32 194V201L30 199L31 196H29V195H31ZM70 193H71V196H70L71 199H70L69 196L67 198V195H69ZM78 193H80V194H78ZM86 193L88 195H91V196L88 198V195H87V197H86ZM113 193H114V195H113ZM126 193H128V192H126ZM141 193H142V195H141ZM182 193H183V195H182ZM217 193H219V190H218V192H215L216 195H217ZM238 193L239 192L237 190V194L235 195V197L238 196ZM42 194L45 196V198H44V196ZM75 194H76V196H75ZM7 195H9L11 199H9V197L7 199ZM11 195H14L16 197V199L14 198L15 200H13ZM47 195H49L48 196L49 198L46 197ZM63 195H65L66 197H64ZM72 195L74 196L75 199H77L75 203L71 202V200H73V201L75 200V199H73ZM94 195H95V197H94ZM110 195H112V196H110ZM126 195H127V197H126ZM147 195L149 196L150 199L147 198L148 197ZM218 195H217V197H218ZM61 196H63V198H64L63 200L64 201H66V199H68V200L66 202H64L63 200H60L62 198ZM83 196H84V199H82L83 200V202H82L81 198ZM96 196H97V198H96ZM136 196H138V197L136 198ZM139 196H140V198H139ZM170 196H171V198H170ZM172 196L174 198L176 197L178 199H176V198L174 199ZM22 197H25L24 201H26V202H27L28 197H29L30 200L28 199V203H24L22 201ZM56 197H59V198H56ZM91 197H93V199L96 200V201H93V199L91 200ZM133 197H135L134 201H133ZM201 197H203V196H201ZM201 197L199 198L200 200H198L199 202H201ZM3 198H4V202L8 201L9 203L8 204L5 203L6 205L1 207L2 206V202H3L2 201ZM36 198L38 199V201L40 200L41 202H44L46 200L47 201L50 200V203H41V202L38 203ZM42 198H44V201H42ZM54 198H55V200H54ZM85 198H87V200ZM146 198L149 199L150 203H152L153 205H151L150 203H146V204L144 203L146 205V206H144L143 202H140V201H144V199H146ZM179 198H181V199H179ZM188 198L192 199V200H189ZM34 199L37 201V204H38V205H35L37 209H35V208L33 209L30 206V205H32L33 202H34V204H36V201ZM58 199H59V201H58ZM78 199L82 203L80 201L78 203ZM172 199H174L175 203L173 202ZM20 200L23 203H20L21 202ZM51 200H52V202H51ZM88 200H90V202ZM151 200L153 202L155 200L156 201L153 203V202H151ZM177 200H180V201L181 200H188L189 203H191L190 201H193L192 204H191L193 207L190 206V205L187 207V208H189L188 210L190 211V213H189L190 215L188 213H186V211H187L186 209L187 208H185L184 206L182 208H180V209H182V213L180 211H178L180 209L175 210V208H177V206H179V204L182 205V203H183V202L181 203V202H179ZM29 201H31V202H29ZM53 201H54V203L55 202L56 203L54 204ZM60 201H62V202L57 204V202H60ZM114 201H116V200H114ZM125 201L128 202L127 206H129V207L132 206V208L135 207L134 210L137 209L138 210V212H137L138 214L136 213L137 210H135V212H133L132 208H131V210H130V208H126L125 204H127V202H125ZM13 202H15V203H13ZM17 202H19V204ZM68 202H70V203L67 204ZM88 202L90 204L85 206L84 204H86ZM92 202H94V203H92ZM103 202H105V204ZM168 202H170V203H168ZM171 202H172V204H171ZM11 203L15 204V205L17 204V205L16 206L14 205L15 206L14 207V206L9 205ZM62 203L63 204L66 203L67 205H71V206L73 204H75L78 207V209L76 208L77 212L75 211L76 209L73 210V208L76 207V206L74 207V205L72 206L73 208L67 206L68 208H70V210L72 209L70 211L71 213L69 211H67L68 208H66L64 206H63L64 208L62 210V208H61L62 205H63ZM71 203H73V204H71ZM76 203H78V205ZM80 203L81 204L84 203L83 205H84L85 208H83V205L81 207L79 205ZM99 203L101 205H100L99 208H97V206H99ZM20 204H23L22 207L20 206ZM28 204H30V205H28ZM114 204H116L117 207H115ZM129 204H131V206ZM170 204L171 205L174 204L176 206H174V205L171 206ZM52 205H54L53 206L54 208L52 207ZM102 205H105L108 208L111 207V210L109 209V211H108L107 207H105V206L103 207ZM108 205H111V206H108ZM141 205H143L144 207L141 206ZM197 205L200 206L199 203ZM9 206H10V208H9ZM18 206L21 207V208L19 207L21 210L18 209ZM79 206H80L81 209H86V207L89 206L90 208L89 207H87V208H89L91 211L95 209V212L93 211L94 212L93 216L96 217V215H94V214L96 212H98L97 214H99L100 217L97 215L96 218H100V219H102L104 217V216L101 217V215H105V217L106 216L108 217V215L103 214L105 209H106L105 210L106 212L108 211L107 214L112 213V215H114V214H116L114 212L115 209L117 210V208H118L117 211L121 212L123 210V212H121L122 215L125 216L127 214L128 217L127 216L124 217V219L126 218V221H127L126 224L127 225L125 224L123 229L120 226V229H121V231H120L118 226L115 225V227H114V226H112L110 224V222H109V218L110 217H108V219H107V217L106 218L104 217L105 218V223H104L105 224V228L104 229H105V232L109 231L108 232L109 235L108 236L105 235L107 233H104V229H103L101 231L103 232L102 235L104 237H101L99 234H101L102 232L99 233V231H98L100 229L95 230V228L97 229V227L91 228V229L88 228L87 230L91 231V234H90V232H88L86 230V228L84 229L82 227L83 224H80V221L84 220L85 218L81 217L83 219L79 218V219H81L80 221L76 220V218L78 219V217H79L78 215H80L79 211H81V209H79ZM124 206H125L127 212L124 210ZM50 207H51L52 210L54 209L55 211L56 210L57 211L55 212L54 210L53 211L51 210L52 214H50L51 212L49 211V209H47V208H50ZM55 207L61 208V210L59 209L60 210L59 211ZM190 207H192V208H190ZM194 207H196L195 209L198 210L199 214L200 213L203 214L204 217H201V219L199 218V220H200V221L198 220L199 222L196 220V221H193L191 223L190 218H187V216L188 217L195 216V213L197 212V210H196V212H194L195 211ZM44 209H46V210H44ZM64 209L70 214L65 212ZM101 209H102V214H100L101 213ZM112 209L114 211H112ZM190 209H192V210L194 209L193 213H191ZM5 210H6V212H5ZM17 210H19L20 212H18ZM27 210H28V212H27ZM43 210L46 212L45 214H44ZM11 211H13L12 214L9 213ZM99 211H100V213H99ZM163 211H164V213H163ZM184 211H185V215H183ZM209 211H211V212H209ZM205 212L206 213L208 212V216H207V214ZM26 213H29L28 215H30V216L28 217V215ZM135 213L137 215H134ZM180 213L183 215V217L180 215ZM210 213H213L215 217H213V214L210 215ZM25 214L29 218L28 221H27L28 218L26 217ZM74 214H77L76 218H75ZM178 214H179V216H178ZM12 215H13V217H12ZM131 215L132 216L134 215L135 217L133 216L134 218L132 219ZM8 216L11 217V218H8ZM22 216L25 217L24 220H23ZM42 216H43V218L46 216L45 219H42ZM205 216H207V217H205ZM216 216L219 217V218H217ZM51 217H52V219H51ZM177 217L180 219V222H182L183 224L182 223H178L179 219ZM209 217H210V219H208V220L205 219V218H209ZM9 219H11V220H9ZM182 219H186L185 221L187 222V224H186L185 221H182ZM187 219H189V220H187ZM130 220H131V222H130ZM8 221H9V224H8ZM14 221H17V222H15L16 225L14 224ZM84 221H82V222H84ZM201 221L204 222V225H203V223H200ZM4 222H6V223H4ZM205 222H206V224H205ZM50 224H51V226H53V224H55L56 233L57 232L58 233L62 232L60 234H62L63 239L66 240V242H67V239L65 237L66 232H64V229L67 231L66 227L68 228L67 234H69V236H68L69 242H68L67 245L64 244L66 242L62 239V236H61V238L58 239L57 238L58 235L56 233L55 234H50L51 231H52L51 229H53V227L51 228V226H49ZM194 224H195V226H194ZM201 224H202V226H201ZM8 225H9V227H8ZM106 225H108V226H106ZM110 225L112 227H114V229H112V227ZM16 226H17V229H16ZM132 226L134 228L136 227L135 230H137V231L134 230V233L136 232L135 234L132 233V231H133L132 230V228H133ZM182 226H183V228H182ZM186 226L187 227L189 226V228L187 229ZM4 227H6V229ZM12 227L16 231L12 230ZM45 227L46 228L49 227V229L51 228L50 231H49V229L47 230ZM62 227H63V230H62ZM80 227H81V229H83L84 232L80 229ZM7 228H8V230H7ZM19 228H21V229H19ZM57 228H60V229H57ZM130 228H131V230H130ZM180 228L182 229V231H180L181 230ZM195 228L197 229V231H193V230H196ZM9 229H11L12 234L10 233L11 231ZM92 229L95 230L96 232H92ZM106 229H110V230H106ZM24 230H25V232H24ZM79 230H81L82 233H85L86 231L87 232L84 235H82L81 233H79L80 232ZM115 230L117 232H119V234ZM5 231H7V232H5ZM8 231H10V232H8ZM110 231H112V232H110ZM139 231H141L142 233H139ZM198 231H199V233H198ZM218 231L219 230H217V232ZM14 232L15 233H19L21 236L23 235L22 238H20V237L16 238V241H15V239L13 240L12 238H10V237H13V238L15 237V234H13ZM52 232H54V230ZM115 232L117 234L113 236V234H115ZM124 232H126V234ZM180 232H182L181 234H183V235H181V237H180ZM121 233H122V235H121ZM195 233H197L198 236ZM8 234H11V236H9ZM123 234H125V235L123 236ZM137 234L139 235L138 237H137ZM26 235H27V238L23 239L24 236L26 237ZM49 235H50V237H52L53 235H56V236H53V237L55 239H57L58 242L55 240L53 243H51L50 240H49L50 238H47V236L49 237ZM89 235L92 236V237L90 238ZM118 235H121L120 238H119ZM194 235L197 236L196 237L197 240L193 239ZM93 236H94V238L96 240L92 242L91 239H93ZM105 236L107 238V241H104ZM187 236L188 237L190 236L189 237L190 240L192 242H194L197 247L195 246L194 243L190 247L188 245L186 246V244L184 242L188 238ZM124 237L126 239H129V240L126 241L125 239H123ZM131 237H133V238H131ZM163 237H164V239H163ZM46 238H47V242H49L48 244L50 245V243H51L50 246L51 247L53 246V248L55 247L54 249L51 248L52 250H50V246H47ZM84 238L87 239V241L85 240V242L87 244L82 242L84 240ZM116 238H119L120 240L118 241V239H116ZM140 238L143 239V240L141 239L142 242L139 241ZM182 238L183 239L185 238V239L182 240ZM18 239L20 241L23 240L22 241L23 243H20V241ZM121 239H123V240L121 241ZM72 240H75V241H72ZM116 240L118 242H116ZM152 240H155V242H153ZM233 240L236 242V243L234 242V244H233L235 247H233V245H232ZM43 241H45L46 243L44 244ZM63 241H64V243H63ZM130 241H131V243H126V244L124 243V242H130ZM119 242H121V243L119 244ZM138 242L140 244L143 243L142 244L143 246L139 244L140 245V247L138 245L139 248L135 247V245L138 244ZM147 242H148V244H147ZM209 242H211V244ZM41 243H43L44 246ZM71 243H73L72 245L77 244V245H75L77 248L76 247L73 248ZM79 243L82 244L81 246L84 245L83 248H85V251H86L85 255L86 256H84V252L85 251H84V249H82L79 246L80 245ZM102 243H104V244L102 245ZM149 243H151L152 245H149ZM164 243H165V245H164ZM180 243H182V244H180ZM212 243H214V245ZM0 244H1V242H0ZM59 244H60V248L61 249H59ZM62 244H64V245H62ZM219 244H221V243H219ZM61 245H62V247H61ZM120 245H122V246H120ZM127 245H128V247H127ZM130 245L133 246V247H131ZM230 245H231V247H230ZM69 246L73 250L72 251L70 249V252L72 251L71 254H69V252L67 251V249H68L67 247H69ZM86 246H88V249L90 247V249H89L90 252H88V249H86L87 248ZM214 246H216V250H215ZM42 247L47 250L46 253H45V251H44V249ZM107 247H106V249H107ZM134 248H135V250L136 249L137 250L135 251ZM197 248H199V249H197ZM74 249H76V250H74ZM112 249H114V250H112ZM65 250L67 251V253H66ZM153 250H154V252H153ZM219 250H221L219 252L220 255L217 253ZM80 251L81 252L83 251V254ZM128 251H129L130 254L128 253ZM58 252L56 254H58ZM214 252H216L219 256L216 255V254H213ZM236 252L237 253H235V255L238 254V255H236V257H238L240 254L243 257V254H242L241 251H236ZM238 252H241V253H238ZM59 254H58V258H60V255H61V254L60 255ZM65 254H62L63 257H66ZM116 254H118V255H116ZM224 254H225L226 257L222 256ZM101 255H102V257H101ZM149 255H150V257H149ZM241 255H240V258L238 257L239 259L236 258V259H234V261L233 260L232 261L233 262H235V261L237 262V261H240V260L242 261L243 258L241 257ZM95 256L99 257L98 259L100 261H97L98 259ZM216 256H218V257L216 258ZM132 257H133V259H132ZM229 257H231L230 260H229ZM58 258H57V255H56V258L55 257L53 258V256H52L51 260H53L52 261L53 264H57L58 263V260H56ZM220 258H224L225 261H223L224 259H222V261H220L221 260ZM51 260H50V263H52ZM82 260H83V258H82ZM179 260H181L180 263H179ZM85 261H87V260H85ZM85 261L83 262V264H88L89 263L88 261H87L88 263H85ZM133 261H135V262H133ZM182 262H184V263H182ZM90 263L91 264H96V263H93V262H90ZM114 263H111V264H114Z\"/></svg>",
    "mask_w": 264,
    "mask_h": 264
}]
</instances>
